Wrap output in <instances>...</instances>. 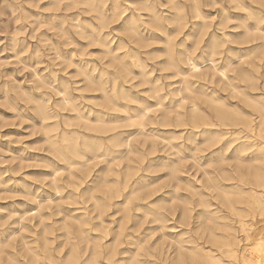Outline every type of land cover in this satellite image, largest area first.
Here are the masks:
<instances>
[{"label": "bare ground", "instance_id": "bare-ground-1", "mask_svg": "<svg viewBox=\"0 0 264 264\" xmlns=\"http://www.w3.org/2000/svg\"><path fill=\"white\" fill-rule=\"evenodd\" d=\"M90 1L88 0L87 4H89ZM148 1L149 0H144L140 2L139 9H145L143 11L146 12V10H148L149 13H151L150 18L152 20L153 27H155L154 24L160 26V24L163 23V22L160 23L161 19H163L164 17L161 18L159 16L160 14L158 15L156 9L153 7L154 3L152 5ZM251 1L252 3L256 2L261 4L260 6L262 5L264 6V0H251ZM86 2L84 3L86 4ZM125 2L127 3L128 1ZM233 2L235 8H238L237 11L240 9L246 12V14L243 13L245 14L244 17H242V15L238 17L239 14L238 12H236L238 13L237 16H230V14H228L226 11H222V13L220 12L221 16L217 24L223 30H226L227 28L230 27L228 25V22H230V20L232 19H235L238 20L239 26H231L232 29L236 27H242V29L240 28L242 32H239L237 35L235 34L233 35L232 33H230L231 31L230 32L223 31L221 36L223 39L217 36L212 31H211L212 33L208 32L209 24L205 20L206 17L202 14L204 13V11L201 12V10L199 9L200 7L198 8L196 6L197 4L196 5L194 4V6H192L193 7L192 28L190 27L191 32L189 33L187 32V33H188V37L190 35L195 37L196 45H198L199 42L204 41L203 46L200 47L202 48V50L198 52L200 53L198 55H200L201 59L204 54L207 55V60L209 61L210 65L208 66L207 64V67L204 68L200 66V63L197 60H195L194 57H191L188 54V52H186L187 50L185 49L184 46L181 47L178 46L179 48H176L174 42L172 41L166 40L165 41L166 48L164 49L162 48L165 52L162 53L163 56L165 55V59H162L159 56V49L148 48L149 44L147 43L145 37L142 35L143 31L140 33L138 32L139 29L138 17L140 16L143 17L142 14L143 12L139 13L141 11H138V13L136 14L133 13L134 10H132V12H129V14L127 13L128 15L126 21L123 27H121V30L119 29L121 32L122 31L124 32V34H122L123 37L126 34L127 42L123 38H121V36H119L117 37L118 41L116 45L112 46V44L111 45L109 44L112 40L108 43L106 42L107 39L105 40V38L104 40H101V38L98 39L105 53V55L104 54L103 55L106 57L104 58L105 61L102 64V67L99 68V70H97L94 67V65L93 66L91 65L92 67L90 68L83 67V65L80 66L81 64L80 65L76 64V67L74 66L78 74H80V76L82 75L83 77L82 81L84 85L82 84L81 85L85 87V90H83L82 86H80L81 89L85 92L87 89L93 91V93L95 92L94 93L95 95L93 97L95 98L100 97L101 99V100L96 99V101L97 100L100 101L98 102L95 101L94 104H92L93 106L99 107L96 110H91V112L94 113V119L91 120V118L88 116L87 113H86L87 116H85L82 110L80 111L77 108V105L71 102V99L69 98L70 96H67V93H64L63 97L61 96L62 98L60 103H57V105L56 104L55 105L63 110L67 109L72 114H69L67 116L63 115L64 116L63 128H59L60 126L58 123L59 120L58 122L57 121L53 122V124L46 123L43 126V134H44L43 138L47 143V148L49 152L57 161H62L63 163L66 164L65 166L68 167V175H66L67 177L65 179L60 178L57 176V174L53 173V177L52 179H50V183L52 187L56 188L57 191H59L58 189L64 186H71L72 192L68 194V197L72 199V202L77 205L78 204L84 205L88 201H92L91 206L89 208L82 207L81 208L82 212H79L77 215L72 216L73 222L72 221L68 222L63 220L58 225L56 222L49 221V219L52 217L54 213V209L52 205L46 201H44L45 203H41V202L39 203L37 201V205L35 207L36 210L31 214L29 213V216H27L24 220H22L20 224V228L19 230H17V232L15 233L13 232V234H11L10 232V234L6 237L5 236L1 237L0 234V264H106L105 262L102 261L103 259L108 262H113L114 264H120L122 263V261H124V264H158L156 262H152L148 260V258L144 260L141 258L142 256L141 252L144 249L146 251L145 255L150 256L149 257L150 259H152L151 256L154 257L155 255L154 252L155 250L147 248L144 245L147 241L150 240L149 238V235L151 234L149 233L150 229L144 228L148 232H144V233L137 232L136 235L133 234L136 231H138V229L140 228L141 221H139V219L134 221L132 225L125 226V223L128 222V220L130 219L128 204L132 200L137 201L135 206L137 207V210H140L142 212L143 217L148 214H152L153 220L157 221L160 224L162 230L164 228L173 230L179 227V225L182 227L184 226V228H181V230H177L175 232L173 231L171 232V234L170 232L167 231V233L164 234L169 238L168 241H170L166 245L167 247L166 250L168 251V248L171 245L174 248L172 249L171 252L169 250L170 253L168 252L166 253L165 251L166 254L164 253L163 257L159 259L161 260V264H236V261L239 257L238 247L241 241L238 232L244 233V236L247 238L248 230L250 229L249 228L250 225L248 224L247 217L250 215L252 218H254L255 216L264 218V30L262 28L260 29L259 27V23L263 20V17L262 16H261L262 18L260 17L258 10L255 11L253 8H251V6H249L251 3L247 5L245 4V1L243 2V0H234ZM100 5L102 4L100 3ZM118 5L119 4H117V6ZM139 5L137 6L139 7ZM117 6L114 5L113 6L114 8L112 9L113 16H115V18L116 16L119 17L123 11V9L122 11L119 10ZM227 10L229 9L227 8ZM96 11L99 10L96 9ZM182 11L181 13H183ZM260 13L263 14V11ZM102 14L103 16L106 15L104 13ZM98 16L101 15L98 14ZM108 17L110 18V14ZM250 17L255 18L254 19L255 23L254 25L251 24L252 26L247 23V21L248 22L250 21L249 19ZM182 18L183 16L182 15L180 16L179 14L173 16V20H175L176 24H178V27L180 26L183 27V25L187 23L182 21L183 20ZM102 19H101V23H102ZM114 20L111 17V21L114 22ZM144 22L146 24V21ZM144 22L142 24H144ZM175 22L173 21V23H171L172 26ZM148 26L150 25L148 24ZM81 27L82 26H80L79 28ZM102 29H104V27ZM166 29L163 31L167 34ZM120 31L118 32L119 34L121 33ZM98 32H100V30ZM110 33H112V31ZM103 34L102 36L105 37L106 35ZM172 37L170 38L173 39ZM204 37H206V40L203 39ZM181 38L180 40H182ZM96 39L97 38H95L94 40L96 41ZM156 39L158 40V37ZM258 39L260 40V42L257 43L256 41ZM90 41H93V39H90ZM253 41H255V43ZM232 42L242 45L251 42L253 43L252 45L250 46L246 45V47L243 48L246 50V53L244 54L246 56L245 57L246 59H244V56L243 59H240V56L236 54V57L239 58L240 60L239 62L235 63V65L233 63L234 61L232 60L233 61L232 62L231 59L227 56V54H225L224 56L221 55L223 52H225L224 47ZM149 43L151 45L155 43V41L153 40L152 43L151 42ZM179 43H180L179 45H181V42ZM185 44H187V42ZM237 47L239 48V46ZM142 48H145L144 53L151 56V58H155V57L158 58L159 56L160 59H162V60L157 59L159 60L157 65L158 66L160 65L158 71L160 70L159 72L161 71L167 72L164 74L166 80L168 77H174L178 75L177 77H179L180 79L178 81H173L171 83V84L173 83L175 84L177 82L178 84L177 86L170 89L165 94H161L162 92L160 93L162 87L157 83L159 81V77L155 79L152 78L151 71H149L146 68V66L148 65H146L145 62H147L148 60L145 61L140 57L141 55L140 49ZM192 50L191 52H195V50L194 51ZM230 51H232L231 48L227 46L226 52L230 53ZM191 52L189 51L190 54H192ZM252 54H254V56H251ZM217 56H222L221 57V60L223 61L222 66L217 65L215 58ZM150 61L151 60H149V62ZM68 63H72L73 66L74 61L71 59L68 61ZM182 63L187 64L186 65L188 66L187 70H184L181 67ZM95 70H97L96 76H94L93 74ZM151 70L153 69L151 68ZM68 72L71 71L69 70ZM259 79H261L262 81L261 84L258 81ZM79 82L80 81H78V83ZM206 84L207 85L212 84L211 86L213 87L211 89L209 88L210 90H208ZM67 87L68 86L64 87V89H66ZM248 89L249 90L258 89L261 91V95L259 96L257 95L258 97H253V95L249 93ZM140 94L143 95L145 94V95L144 97H142L140 96ZM254 94H258V93H254ZM166 96H168V100H169L168 103L163 101V98H165ZM148 99H150V101H148ZM151 99H153V101H151ZM239 103H242L245 106L248 105V107L253 109L254 112L248 113L247 111H244L240 107ZM34 107L41 121L43 122L51 118L54 119V117H56V110L54 111L51 110L52 111L51 112L48 103L44 101H38V100L35 101ZM55 119L57 120V118ZM72 126H75L76 129H72V128L69 129V127ZM126 126L130 128L131 127L135 128L136 130L139 131L140 135L143 134L144 132L143 135H145L146 138L150 137L151 135L150 134L148 137L146 136L145 134V131H147L145 130L146 128H150V130H154V131L158 128H164L166 131V136L164 135V140H167L169 143L171 142V145L173 140L183 138L185 140L184 143L189 145L193 144L197 146L198 144H201L208 148L214 147L215 150H217L218 152V158H217L218 162H222L228 159L234 160L236 162L234 163L235 173L234 171H230L228 169L230 172H233V174L232 173L230 174L227 169H224L222 170L221 174L219 173L217 175V173H214L211 176L213 171L211 173L210 171L204 169L203 170L205 176L204 181L207 187L206 190L208 191V189L209 190L211 189L213 193L212 195L209 192V194L212 195L211 198L212 199L216 198L219 202L218 204L223 206V208L225 207L227 211H229L230 213L229 215L235 216L233 218L237 219L238 227L236 228L234 225H232L233 224L232 222L230 223L225 221L227 219H230L228 218V216H226L227 214L224 217L222 216L224 215V213L222 212L223 214L221 216H219V214H217L218 216H215L213 212H211L213 210H208L209 208L208 206L211 204H209L204 199V197L202 198L201 197L202 195H200L197 191H195V193H198L197 200H199V203L202 205L203 210H201V212L198 210L199 213L196 215V220H197L195 223L196 225L193 227H189L191 224L190 219L192 217L191 214L192 209L191 207H188L187 202L185 203L183 202L184 203L183 209L180 208L182 209V211L181 213L179 212L180 215H178L179 213L177 214L179 216L177 218L178 220H173L174 223L172 222L169 224L168 221L172 220V217L169 215L170 213L167 212L168 210H170L169 208L170 206L168 207L166 206L165 203H161L163 202L161 200L162 198L152 197L153 194L158 191V189L156 188V186L155 187L153 186L154 184H152V186L149 185V182H147L144 179L145 177L143 174H139L140 170L146 171L149 170V168L150 169L152 168V165L150 163L146 165L143 169L141 168V161L143 160L144 154L142 155V152L140 150L143 146L147 145L146 139L145 137L141 139L140 136V139L135 137L132 142L130 140H127L126 138L125 140H123L120 137V133H121L120 129ZM169 128H171V130ZM184 128H185V132H184L185 135L181 133V131H183ZM229 129H231V131ZM84 130L91 131L97 134L107 133L106 144L100 138L96 139L95 136H93L95 138L93 139L87 134L83 133L82 131ZM150 132L152 133V131ZM227 134L229 135L226 136ZM196 136H200V139L202 141L201 142L195 141ZM252 137L253 139H251L252 140L251 141L250 138ZM149 140L151 142V139ZM122 144L126 145L128 152H130L131 150L138 152V158L134 156L135 158L133 159L132 157V162H130L131 158H129L128 162L125 165L120 166V163L118 162L115 163V158H117V156L112 155V151L114 148L117 149ZM154 148L155 147L153 146V149ZM249 148H253L251 151L253 152V154L252 156H249L248 154L250 158L248 157L244 158L243 157L244 153H246V151ZM228 149L231 150L230 156L224 155V152H226ZM87 153H91L96 157L103 156L104 158H107L111 156L110 159H108L107 161V166L101 169L99 176H97L96 179L92 180L93 184L91 185L88 184L86 185V181H85L88 179V177H91L92 175L91 173L92 167L88 164V162H86L87 160L84 159ZM117 159H121V157ZM120 162H122V160H120ZM177 167L176 165L169 166V172L168 171L167 172L173 179L180 180V177L177 178L179 175L176 174V171L178 170ZM157 169H161V168H157ZM172 178L171 180H173ZM233 180L234 182H236L234 184L235 186H232L233 184L227 185L221 182V181H227V182L231 181L230 183H232ZM58 181L59 183L61 182L62 184L59 185ZM191 181L192 180L185 182V185L189 187V191H191L190 189H195L196 187L195 185L193 186ZM177 187H179L178 184ZM184 187L182 188L185 189ZM23 188L27 189V186L23 184ZM39 188L40 187L37 186V189ZM36 191L32 193L30 190L28 189L26 190L25 195L27 196L26 198L27 201L36 200L34 195ZM194 196L196 195L194 194ZM191 197L193 196L191 195ZM114 198H119V201L116 203V207L113 213L116 214L117 211L122 210L123 214L120 220L118 221L116 227L110 228L106 226V224L104 225L103 222L105 219H103V214L105 213V211H107L110 208L111 201ZM180 198L181 196L179 197V199ZM185 198L186 195L184 199ZM142 201H146V203H142ZM240 204H242L243 206H240ZM76 209H80V208L77 207ZM27 213L25 214L28 215ZM11 215L12 213L10 214V216ZM136 216L137 215H135V217ZM54 223L57 225H55ZM146 224L147 223H145V225ZM128 228H134L135 232L131 233L132 231L131 232L127 231ZM60 229H63L66 240L71 241V248L69 249L68 253L63 257L64 259L62 261H60V258L56 257V255L54 254V248H52L51 245L53 240H55L57 237V235L54 234L55 231L56 230L58 231ZM167 229H164V231ZM93 231L97 232V234H93L92 233ZM124 231H126L125 233L128 239L127 244H129V246L134 245L135 249L129 250L128 247V249L121 252V254H129L128 258L118 257V259L115 260L117 254L119 255V253H117L116 246L119 242H123L121 241V239ZM16 234L19 237V239L16 238L15 236ZM74 234H76V236ZM164 235L162 237H164ZM74 238H76V240L78 241H75ZM104 238L109 239L110 242L103 244L102 240ZM200 239H203L204 242L206 243H210L212 247H208L207 249L204 245H201L199 243ZM162 241L164 240L162 239ZM78 242L79 243L84 242L85 244L83 247H80ZM60 248H61V244H60ZM55 249L57 250V248ZM141 249L143 250L140 252ZM252 251H250L248 254H244L241 256L240 258L241 261H239L240 264H264V248H262L261 250L262 252L260 254L257 253L256 255H253ZM59 254L60 253H58V255ZM155 260L157 259L155 258Z\"/></svg>", "mask_w": 264, "mask_h": 264}, {"label": "rangeland", "instance_id": "rangeland-1", "mask_svg": "<svg viewBox=\"0 0 264 264\" xmlns=\"http://www.w3.org/2000/svg\"><path fill=\"white\" fill-rule=\"evenodd\" d=\"M69 1L68 0H0V178H1L0 180L2 181V182L0 181V183H1L0 184V220H2V221H0V223H1L0 224L1 237L2 236L3 237L8 236L10 234V232H11V234H13V232L14 233L17 232V230H19V228H20V224H21L22 220H24L27 216H29V213L31 214L32 212H34L36 210L35 207L37 205V201L39 203L40 202L45 203L44 201H46L52 205V207L54 209V213H53L52 217L49 219V221L50 222H52V221L56 222L58 225L63 220L68 221V222L72 221L73 220L72 216L77 215L79 212H82V209H81L82 207L89 208L91 206L92 201H88L86 204H84L85 206L81 205V204H78V205L74 204L72 202V199H70L68 197V194L70 192H72L71 186H64V187L58 189L59 191H57L56 188L52 187V185L50 183V179H52L53 173L57 174L58 177L65 179L67 177L66 175H68V167L65 166L66 164L63 163L62 161H57L49 152V150L47 148V143L45 142V139L43 138V136H44L43 126L46 123L47 124H53V122H56V121L58 122V120H59V122H58L60 125L59 128H63V118H64L63 115L67 116L69 114H72L67 109L63 110L60 107L56 106L57 103H60L61 98L63 97L64 93H67V96H70L69 98L71 99V102H73L75 105H77V108L80 111L82 110V112L85 116H87V114H88V116L91 118V120L94 119V113H92L91 110H96L99 107L93 106L92 104H94L96 99H100V97H97V98L93 97L95 95L94 94L95 92L93 93V91H90L88 89H87L88 91L86 90V92L83 91V90H85V87L82 86V85H84V83L82 81L83 77H82V75L80 76V74H78L75 67H76V64H78V65L81 64L80 66L83 65V67H87V68H90L94 65V67L97 70H99V68L102 67V64L105 61L104 58H106V57L104 56L105 53H104L103 47H101L102 45H101V43H99L98 39L101 38V40H104V38H105V40L107 39L106 42H108V43L112 40L109 43L110 45L112 44V46L116 45V43L118 41L117 37H119V36H121V38H123L127 42L126 34L124 35V37H125L124 38L122 35V34H124V32L120 31L121 27H123L129 12H132V10H134L133 13L136 14V13H138V11H141L139 13L143 12L142 14H143L144 19L142 16L138 17L139 18L138 23L140 26V27L138 26V28H139L138 32L140 33L143 31L142 35L145 37V39L147 40V43L149 44L148 48L159 49V56L162 59H165V55L164 56L162 55V53H165L163 50L164 48H166L165 41L166 40L172 41V42H174L176 48L184 46L185 49L187 50L186 52H188V54L191 57H194V59L200 63V66L204 68V67H207V64H208V66L210 65L209 61L207 60L206 54H204L202 56V59L200 58V55H198V54H200L198 52L202 50V48H200V47L203 46L204 41H201L198 43V45H196L195 44V41H196L195 37L192 35H190L188 37V33L191 32L190 30L192 28V21H193V18H192V15H193L192 8L193 7L192 6H194V4L195 5L197 4L196 6L198 8L200 7L199 9L201 10V12L204 11V13H202V14L206 17L205 20L209 24L208 32L210 33L212 31L213 33H215L219 37L222 36L223 31H227V32L231 31L230 33H232L233 35L234 34L237 35L239 32H242V30H240V28L242 29V27H236V28L232 29L231 26H239L238 20H235V19L230 20L231 23L228 22V25L231 28L229 27L226 30H223L217 24L218 20H220V16H221L222 11H226L228 14H230V16H237V14L239 13L238 17L240 15H242V17H244V15L246 14V12L244 10L239 9L237 11L238 8H235L234 2H233L234 0L233 1L232 0H229V1L228 0H211V2H210V0H208L211 4L207 0H196V1L195 0H173V1L170 0V2H169V0H168V2H167V0H160V1L159 0H152V1L149 0L148 2H150L152 5L154 3L153 7L156 9L157 14L158 15L160 14L159 16L161 18H163V17L165 18V19L164 18L161 19V22H160V23L163 22L164 24L162 23V24H160V26H157L156 24H154L155 27H153L152 26V20L150 18L151 13H149L148 10H146V12H145V11H143L145 9H139L140 8V5H139L140 2H142L144 0H138L139 2L137 0H133V1L132 0H103V1L102 0H95V1L89 0L90 1L89 4H87L88 0H87V2H86V0H77V1L71 0L72 2L70 1V3H69ZM125 1H128V2L126 3ZM197 1L198 2L200 1L199 5H198ZM244 1H245V4H247V5H249V3H251L249 6H251V8H253L255 11L258 10L260 17L261 16L263 17V20L259 23V27H260V29L262 28L264 30V6L263 5L260 6L261 4L256 3V2L252 3L251 0L250 1L243 0V2ZM77 2H79V3H77ZM80 2H82V3L86 2L87 6L85 3H84L85 5H84ZM116 2H117V4H119L118 6H117ZM161 2H162V4H161ZM100 3L102 5H100ZM171 3H172V5H175V6H172ZM75 5H76V7H75ZM91 5H93V6H91ZM112 5L113 6L116 5L118 7V9L121 11L123 9V11L119 17L116 16V18H115V16H113L112 9L114 7ZM132 5H134V6H132ZM137 5H139V7ZM259 6L261 7V9ZM95 7H97V8H95ZM133 8H135V9H133ZM227 8L229 10H227ZM96 9L99 11L101 10L100 11L101 13L99 11H96ZM222 9H224V10H222ZM235 9H236V11H235ZM182 10H184V11H182ZM135 11H137V12H135ZM181 11L183 13H181ZM262 11H263V14L260 13ZM236 12H238V13H236ZM97 13L100 14L101 16H98ZM102 13H104L106 15L103 16ZM232 13H234V14H232ZM243 13H245V14H243ZM109 14H110V18L108 17ZM176 14H179L180 16L182 15L183 16L182 21L187 22V23H185V25H183L184 28L182 26L178 27V24H176L175 20H173V16ZM97 17H98V20H97ZM102 17L104 20L102 19ZM111 17L113 18V20L115 19L114 22L111 21ZM99 18H100V20H99ZM184 18H186V19H184ZM101 19H102V23H101ZM249 19H250V21L249 22L247 21V23L249 25H251V24L254 25V23H255L254 19L255 18L250 17ZM162 20H164V21H162ZM142 21L143 22L146 21V24H145V22H144V24H142L143 23ZM173 21L175 23L172 26L171 23H173ZM210 23H211V25H210ZM91 24H93V25H91ZM101 24H103V25H101ZM148 24L150 26H148ZM77 25H79V26H77ZM80 26H82L83 28L82 27L79 28ZM91 26H92V28L93 27L94 28L92 29ZM217 26H219L220 28ZM100 27H102V28L104 27V29H102ZM156 28H158V29H156ZM164 28L165 29L167 28L166 29L167 34L163 31V30H165ZM84 29H85V32H84ZM99 30H100V32H98ZM178 30H180V31H178ZM82 31H83V33H82ZM111 31H112V33H110ZM119 31L121 32L120 34L118 33ZM182 31H183V33H182ZM63 32H66V33H63ZM79 32L81 33V35ZM158 32H160L161 34ZM84 33H85V35H84ZM144 33H145V35H144ZM154 33H155V35H154ZM169 33H170V35H169ZM102 34L106 35V36L104 37V36H102ZM162 34H163V36H162ZM165 34H166V36H165ZM82 35L84 38L82 37ZM139 35H141V34H139ZM146 35H148V36H146ZM169 36L170 37L173 36L172 37L173 39H171ZM94 37L97 38L96 41L94 40L95 39ZM148 37H149V39H148ZM151 37H153V38H151ZM157 37H158L159 41L156 39ZM206 37H204L203 39L206 40ZM180 38L182 40H180ZM192 38H193V40H192ZM90 39H93V41H90ZM153 40L155 41V43L150 45L149 42L152 43ZM179 42H181V45H179L180 44ZM186 42H187V44H185ZM253 42L255 43V41H253ZM256 42L258 43V42H260V40L258 39ZM234 43L232 42L229 45H227L232 50V51H230V53L226 52L227 46H225L224 47L225 52H223L221 55L224 56L225 54H227V56L231 59V61L232 60L234 61V62L233 61L232 62L235 65V63L239 62L240 59H243V56H244V59H246L245 58L246 56L244 55L246 53V50L243 48L246 47V45L250 46L253 43L251 42V43H247L245 45L238 44V43H235V44H237V45H235ZM186 46H188V47H186ZM237 46H239V48ZM194 47H196L197 49ZM160 48H161V50H160ZM142 49H140V51H141L140 57L145 61L148 60L147 62H145V61L144 62L146 63V65H148V66H146V68L149 71H151L152 78L155 79V78L159 77V81L157 83L159 85H161V87H162V89H161L162 91L160 90V93L162 92L161 94H165V93H167V91H169L170 89L177 86L178 85L177 82L175 84L174 83L171 84V83L173 81H178L180 79L179 77H177L178 75H176L174 77H168L166 80V77L164 76V74L167 72L166 71L159 72L160 70L158 71V69L160 68V65L158 66L157 64H158V61L162 60V59H160L159 56H158V58H156V57L151 58V56L144 53L145 48H142ZM234 49L237 51H235ZM191 50L192 51L195 50V52H191ZM189 51L192 54H190ZM231 53H232V55H231ZM236 54H238L240 56V59L236 57ZM222 56L215 57L216 63L219 66L223 65V61L221 60ZM233 56H235V57H233ZM251 56H254V54H252ZM198 57L200 60L198 59ZM71 59L74 61L73 66H72V63H68V61ZM157 59H159V60H157ZM149 60H151V61L149 62ZM152 60H154V61H152ZM155 63L157 66L155 65ZM84 65H87V66H84ZM186 65L187 64L182 63L181 67L184 70H187L188 66H186ZM151 68L153 70H151ZM69 70L71 72H68ZM97 70H95L96 72L95 71L93 72L94 76L97 75ZM169 78H170V80H169ZM41 79L43 80V82ZM77 80L80 82L78 83ZM81 81H82V83H81ZM258 81L260 84L262 83L261 79H259ZM162 82H164V83H162ZM211 85L212 84L207 85L208 90H210L213 87ZM66 86H68L67 87L68 89L67 88L64 89V87H66ZM80 86H82L83 90L81 89ZM59 91H60V93H59ZM61 91H62V93H61ZM164 91H166V92H164ZM248 91L250 94L253 95V97H258L259 95H261V91L258 89L257 90H249L248 89ZM254 93H258V94H254ZM144 95L140 94V96H142V97H144ZM89 96H90V98H89ZM166 97L163 98V101L168 103V101H169L168 96H166ZM37 100L38 101H44V102L48 103L50 111L56 110V117H54V119L51 118V119L44 121V122L41 121V119H40L39 115L37 114L35 107H34L35 101H37ZM100 100H97L96 102H98ZM148 101H150V99H148ZM151 101H153V99H151ZM239 104H240V107L244 111H247L248 113L254 112L253 109L248 107V105L245 106L242 103H239ZM253 116H255V115H253ZM55 118H57V120ZM71 128L76 129L75 126L69 127V129H71ZM169 129L171 130V128H169ZM120 130H121L120 137L123 140H125V138H126L127 140H130L132 142L135 137L139 138V139H140V136H141V139L145 137V135H143L144 132H143V134L140 135L139 131L136 130L135 128H132V127L130 128V127L126 126V127H122ZM145 130H147V131H145V134L147 137L150 134L151 135L148 138L145 137L147 145L143 146L140 150L142 152V155L144 154L143 160H145V161H143V160L141 161V168L143 169L149 163L152 165V168L151 169L149 168V170H146V171L140 170L139 174H143L145 177L144 179L147 182H149V185L152 186V184H154L153 186L154 187L156 186V188L158 189V191L155 192L152 197L153 198H162L161 200L163 202H161V203H165L166 206H168V207L170 206L169 207L170 210H168L167 212L170 213L169 215L172 217V220L168 221V223L170 224L173 222V220H178L177 218L179 217L178 215H180V213L183 209V204L185 202H187L188 207H191V209H192V212H191L192 217L190 219L191 224L189 227L195 226L196 225L195 223L197 221L196 215L199 213V211L201 212V210H203L202 205L199 203V200H197L198 199L197 198L198 193H199L200 195H202L201 196L202 198L204 197V199L209 204H211L208 206L209 207L208 210H213L211 212H213V214L215 216H218L217 214H219V216H221L224 213V215H222V216L225 217V215L227 214L226 216H228V218H230V219H227L225 221L230 222V223L232 222L233 223L232 225H234L237 228L238 227L237 219L233 218L235 216L229 215L230 214L229 211H227V209L225 207L223 208V206L218 204L219 202L216 198L215 199L211 198L213 193H212L211 189L210 190L208 189V191L206 190L207 187H206V185H205L206 183L204 181L205 180L204 170L210 171L211 173L213 171L211 176L214 173H217V175H218L219 173L221 174L222 170H224V169H227V170L229 169L230 171H234V168H235L234 163H236V162L232 159H228V160H225L222 162H218L217 161L218 152H217V150H215L214 147L208 148V147H205L204 145H201V144H198L197 146L193 145V144L189 145V144L184 143L185 140L183 138L176 139L177 141L173 140L172 145H171V142L169 143L167 140H164V135L166 136V131L164 128H158L155 131L150 130V128H146ZM163 130H164V132H163ZM229 130L231 131V129H229ZM150 131H152V133ZM82 132L87 134L88 136H90L93 139H95V138L96 139L97 138L102 139V141H104L105 144L107 142V138H106L107 133L106 134H97V133H93V132L87 131V130H84ZM129 132H130V134H129ZM146 132L149 134H147ZM184 132H185V128L183 131H181V133H183V135H185ZM155 135H156V137H155ZM228 135L229 134H227L226 136H228ZM93 136H95V138ZM160 137H162V138H160ZM149 139H151V142ZM251 139H253V137L250 138V140ZM195 141L201 142L202 140L200 139V136H196ZM153 146L155 147L154 149H153ZM252 149L253 148H249L247 150L248 152L246 151V153H244L243 157L244 158H247V157L250 158L249 156H252V154H253V152H251ZM150 150H152L153 152ZM119 152H121V153H119ZM175 153H177V154H175ZM248 154H249V156H248ZM91 155H92L91 153H87V155H85V157H84V159L87 160L86 162H88V164L92 167V171H91L92 175H91V177H88L87 180H85L86 185L87 184L88 185L93 184L92 180L96 179V177L99 176L101 169H103L107 166V161L111 157V156H109L107 158H104L103 156L96 157L94 155H92V156ZM112 155H116L117 158L121 157V159L115 158V163H117V162L120 163V166L125 165L128 162L129 158H131L130 162H132V157H133V159L135 157L138 158V152H135L132 150L130 152H128V149L126 148V145H124V144L119 146L117 149L114 148L112 151ZM124 155H125V157H124ZM127 155L130 157H128ZM224 155L230 156L231 150L228 149L226 152H224ZM126 157H127V160H126ZM120 160H122V162H120ZM89 161H91V162H89ZM172 165H176V167L178 166L177 167L178 170L176 171V174L179 175L177 178L180 177V180L179 179H173L169 175V173H168L169 172V166H172ZM52 166H54V167H52ZM156 167L161 168V169H157ZM167 167H168V169H167ZM60 168L61 169L65 168V169L61 170ZM160 170H162V171H160ZM13 171H16V172H13ZM60 171H61V173H60ZM230 171H229V173L233 174V172H230ZM23 173H25V174H23ZM234 173H235V171H234ZM171 178L173 180H171ZM190 180H192L191 183L193 184V186L194 185L196 187L198 186L197 188L195 187V189H190L191 191H189V187H187L185 185V182L190 181ZM164 182H167V183H164ZM221 182H223L224 184H227V185L233 184L232 186H235L234 184L236 183V182H234V180L232 181V183H230L231 181H228V182L227 181H221ZM199 183H201L203 186ZM23 184L25 186H27V189L30 190L32 193H34L36 191L37 186L40 187L39 189H37L36 193L34 194L36 200H34V201L28 200L27 201V199H26L27 196L25 195L27 189L23 188ZM58 184L60 185L62 183L61 182L59 183V181H58ZM177 184L179 185L180 188L177 187ZM82 186H83V184H82ZM182 187H184L185 189H183ZM203 188H205V189H203ZM55 189H56V191H55ZM193 191H194V193H193ZM195 191H197L198 193H195ZM171 192H173V193H171ZM209 192L212 195L209 194ZM203 193H204V195H203ZM184 194L186 195L185 199H184V197H185ZM194 194L196 196H194ZM176 195L178 198L176 197ZM191 195L193 197H191ZM180 196H181V198L179 199ZM22 198H24V199H22ZM44 198L47 200H45ZM40 200H43V201H40ZM118 201H119V198H114L111 201L110 208L107 211H105V213L103 214V219H105L103 223H104V225L106 224V226H108L110 228L116 227V225L118 224V221L120 220V218L122 217V214H123L122 210L117 211L116 214L113 213V211L115 210V207H116V203ZM196 202L198 203V205ZM136 203H137L136 200H132L128 204L129 214H130L129 218L130 219L128 220V222H126L128 224L125 223V226H130L133 224L134 221L139 219V221H141L140 228L136 232L134 231V228H128L127 231H130V232L132 231L131 233L135 232L133 234L136 235L137 232H143V233L148 232L146 229L149 228L150 229V230L148 229L149 233H151L149 235L150 243H149V241H147L144 245L147 248L155 250L154 251L155 255H154V257L151 256L152 259H150L149 258L150 256L145 255L146 251L143 248L144 250L143 249L140 250V252L142 250L144 251V253H143V251L141 252L142 253L141 258L143 260L148 258V260H150L152 262H156L158 264H161V260H159V259H161L163 257L165 251H166V253L167 252L170 253L172 251V249L174 248L171 245L168 248V251L166 250L167 249L166 245L170 241H168L169 238L167 236H165L164 234H166L167 231L170 232V234H171V232H173V231L175 232L177 230H181V228H184V226L182 227L179 224H177V225H179V227H177L173 230L164 228V229H167L164 231V229L162 230L160 224L157 221L153 220L152 214H148V215L143 217L142 212L140 210H137V207L135 206ZM142 203H146V201H142ZM240 206H243V205L240 204ZM77 207L80 209H76ZM192 207H194V208H192ZM220 207H222V208H220ZM180 208H182V209H180ZM29 209H31V210H29ZM175 210H176V212H175ZM10 212L12 213L11 216H10V214H11ZM25 213H27L28 215H26ZM8 214H9V216H8ZM6 215H7V217H6ZM135 215H137V216L135 217ZM255 217L252 218L250 215L247 217L248 224L250 225L249 226L250 229L248 230L247 238L244 236V233L238 232V235H239V238L241 239V241H240V245L238 247L239 248V250H238L239 251V255H238L239 257L236 261V264H240L239 261H241L240 258L242 255L248 254L252 250H253L252 251L253 255H256L257 253L260 254L262 252L261 251L262 248H264V218H260L258 216H255ZM142 220H144V221H142ZM3 223L5 226L3 225ZM145 223H147V224L145 225ZM57 224H55V225H57ZM144 228H146V229H144ZM151 228L153 229V231ZM56 231L54 234H56L57 237L55 240H53L51 245H52V248H54V254L56 255V257L60 258V261H62L64 259L63 257L68 253L69 249L71 248V241L66 240L63 229H60L57 232ZM125 232L126 231H124V233L122 234L121 241H123V242H119L116 246L117 253H119V255L117 254V256L115 257V260L118 259V257L128 258L129 254H121V252L128 249V247H129V250L135 249L134 245L129 246V244H127L128 239H127ZM92 233L97 234V232H94V231ZM74 235L76 236V234H74ZM163 235H164V237H162ZM15 236H16V238L19 239L17 234ZM60 237H62V238H60ZM162 239L166 242L162 241ZM74 240L78 241V240H76V238H74ZM158 241H160V242H158ZM102 242L104 244V243H109L110 241H109V239L104 238L102 240ZM199 243L201 245H204L207 249H208V247H212L210 243L204 242L203 239H200ZM60 244H61V248H60ZM78 244L80 245V247H83L85 243L84 242H82V243L78 242ZM55 248H57V250ZM169 250H170V252H169ZM58 253H60L59 254L60 256L58 255ZM155 258L157 260H155ZM102 261L105 262L106 264H114L113 262H108L104 259ZM120 264H124V261H122V263H120Z\"/></svg>", "mask_w": 264, "mask_h": 264}]
</instances>
